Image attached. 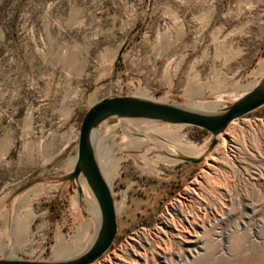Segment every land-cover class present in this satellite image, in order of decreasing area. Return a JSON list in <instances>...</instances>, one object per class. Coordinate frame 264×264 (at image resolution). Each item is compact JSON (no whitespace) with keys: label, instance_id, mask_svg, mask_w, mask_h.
Here are the masks:
<instances>
[{"label":"rangeland","instance_id":"obj_1","mask_svg":"<svg viewBox=\"0 0 264 264\" xmlns=\"http://www.w3.org/2000/svg\"><path fill=\"white\" fill-rule=\"evenodd\" d=\"M263 76L264 0H0V258L68 259L94 241L88 192L64 178L91 105L136 96L216 113ZM171 130L205 149L185 153ZM213 138L143 118L96 129L118 234L92 264H264V106L209 150Z\"/></svg>","mask_w":264,"mask_h":264},{"label":"water","instance_id":"obj_2","mask_svg":"<svg viewBox=\"0 0 264 264\" xmlns=\"http://www.w3.org/2000/svg\"><path fill=\"white\" fill-rule=\"evenodd\" d=\"M262 106H264V76L231 105L216 113L136 96H111L94 103L86 111L81 122L74 168L64 177L69 181H77L83 176L95 196L100 217L94 241L83 253L68 259L37 261L0 258V264H92L112 247L118 234L116 203L99 165L94 144L95 131L106 120L112 117H128L197 126L213 135V141L209 146L211 150L217 144V136L225 132L234 120ZM185 159L191 162L202 161V158L192 156ZM78 190L82 192L81 187Z\"/></svg>","mask_w":264,"mask_h":264},{"label":"bare ground","instance_id":"obj_3","mask_svg":"<svg viewBox=\"0 0 264 264\" xmlns=\"http://www.w3.org/2000/svg\"><path fill=\"white\" fill-rule=\"evenodd\" d=\"M261 66H263L262 64H261ZM260 68V67H259ZM214 105H215V103L214 102H208V103H199V104H197V107L196 108H198V110H200V111H205V109L206 110H209V109H211L212 107L214 108ZM216 109V108H215ZM140 121H141V119H140ZM129 122H131V121H129ZM143 122V121H142ZM132 124H134L133 126H135V125H140V129L141 130H146V129H153V130H157L154 126H150V125H146V126H144L142 123H140V122H135V121H133V122H131ZM131 124V125H132ZM148 124V123H147ZM135 128V127H134ZM173 130V129H172ZM171 130V132H169V134H168V137H170L173 141H175V143L177 142V143H179L180 144V148H182V150L185 152V153H188V154H195V153H201L204 149H205V144H202L201 146H196V145H194V144H192L191 142H188V141H186V139H185V136L184 135H180V134H178V132L179 131H177V133H174L173 131ZM183 134V133H182ZM220 136V135H219ZM139 137V136H138ZM129 139V138H128ZM129 141V140H128ZM131 141V140H130ZM143 141V140H142ZM137 142V141H136ZM127 143V142H126ZM135 143V142H134ZM134 143H132V144H134ZM145 142H140V143H138V144H136L137 146H140V145H142V144H144ZM163 143V142H162ZM176 143V144H177ZM178 144V145H179ZM130 145V144H129ZM73 163V162H72ZM72 163H70V164H72ZM74 164V163H73ZM73 166V165H72ZM104 177H105V175H104ZM79 182H80V185H81V187L86 191V192H88V196H87V199L90 201V203H91V205L93 206L92 208H93V214L94 213H97L96 214V217L98 216V219H99V217H100V214H99V208H98V204H97V202H96V200L95 199H93V197H91V195H90V188H88L89 186H88V184H87V182H86V180H85V178L83 177V176H81L80 177V179H79ZM30 209V208H29ZM90 211H91V209H89ZM89 211V212H90ZM30 213V212H29ZM29 215V214H28ZM30 216L31 215H29V218H30ZM94 216H95V214H94ZM20 217V216H19ZM27 217V216H26ZM25 217V218H26ZM21 218V217H20ZM24 218V217H23ZM24 218V219H25ZM28 218V219H29ZM28 219H26V220H28ZM21 220H23V219H21ZM96 220V219H95ZM30 221V220H29ZM32 221V220H31ZM30 221V222H31ZM28 223V222H27ZM97 223H99V222H97ZM28 224H30V223H28ZM22 225H25L24 224V220H23V224H21V226ZM99 225V224H98ZM19 227V228H22V227ZM30 226V225H29ZM15 227V226H14ZM27 227V225L25 226V228ZM16 228V227H15ZM26 229H28V228H26ZM16 230V229H15ZM18 230V229H17ZM25 229L23 228V231H24ZM23 231H22V233H23ZM16 232V231H15ZM21 232V231H20ZM27 232V231H26ZM19 233V232H18ZM20 235V234H19ZM18 236V235H17ZM18 238V237H17ZM25 238V237H24ZM28 238V237H27ZM19 240V239H18ZM22 240V239H21ZM27 241V240H26ZM25 243V242H24ZM23 244V243H22ZM62 246V245H61Z\"/></svg>","mask_w":264,"mask_h":264},{"label":"trees","instance_id":"obj_4","mask_svg":"<svg viewBox=\"0 0 264 264\" xmlns=\"http://www.w3.org/2000/svg\"><path fill=\"white\" fill-rule=\"evenodd\" d=\"M85 115V114H84ZM84 117V116H83ZM83 117H82V119H83ZM204 131H206V129H204Z\"/></svg>","mask_w":264,"mask_h":264}]
</instances>
